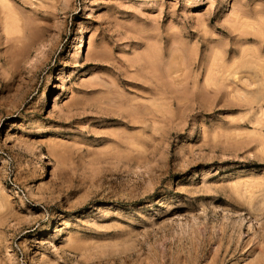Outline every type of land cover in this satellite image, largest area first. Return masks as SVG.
Segmentation results:
<instances>
[{"label": "rangeland", "instance_id": "rangeland-1", "mask_svg": "<svg viewBox=\"0 0 264 264\" xmlns=\"http://www.w3.org/2000/svg\"><path fill=\"white\" fill-rule=\"evenodd\" d=\"M0 23V264H264V0Z\"/></svg>", "mask_w": 264, "mask_h": 264}, {"label": "bare ground", "instance_id": "bare-ground-1", "mask_svg": "<svg viewBox=\"0 0 264 264\" xmlns=\"http://www.w3.org/2000/svg\"><path fill=\"white\" fill-rule=\"evenodd\" d=\"M5 14H7V13H5ZM14 17V16H13ZM13 22V21H12ZM15 22V21H14ZM1 24V23H0ZM11 26V25H10ZM7 32H9V31H7ZM14 36V35H13ZM9 37V36H8ZM10 55V54H9ZM153 60V59H152ZM152 62V61H151ZM151 64V63H150ZM148 68V67H147ZM155 71V70H154ZM157 72V71H156ZM168 79V78H167ZM180 83H182V82H180ZM161 86V85H160ZM163 86V85H162ZM175 89H176V87H175ZM161 91V90H160ZM178 91V90H177ZM161 93V92H160ZM212 95V94H211ZM165 102V101H164ZM133 115H135V114H133ZM136 118V117H135Z\"/></svg>", "mask_w": 264, "mask_h": 264}]
</instances>
